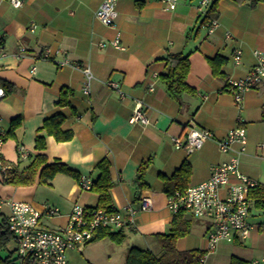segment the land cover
I'll return each instance as SVG.
<instances>
[{"label":"crops","instance_id":"obj_1","mask_svg":"<svg viewBox=\"0 0 264 264\" xmlns=\"http://www.w3.org/2000/svg\"><path fill=\"white\" fill-rule=\"evenodd\" d=\"M102 1L22 0V6L15 8L9 0H0V53H6L0 56V87L5 92L0 99V120L8 133L0 152V168L21 172L38 154L35 141L44 120L61 114L65 117L62 129L71 131L73 137L56 142L40 133L45 137L44 153L48 163L58 161L77 176L57 174L50 185H44L53 190L51 204L48 200L39 204L35 194L42 184L37 179L31 186L14 187L3 184L0 175V200L32 205L43 213L42 229L58 230L66 225L75 204L97 206L98 194L80 190L77 181L81 177L97 181V164L106 161L113 184V208L135 209L136 226L120 231V244L108 238L97 239L85 244L84 252L98 244L109 261L118 254L120 263L125 264L131 247L159 255L155 237L170 231L174 215L166 207L168 195L162 176L171 177L187 162L191 169L187 186L208 180L212 167L233 155L220 153L216 145L229 130L245 129L246 150L239 155V169L264 189V80L244 93L240 106L227 88L229 81L251 71L255 51L264 53V3L250 8L220 0L214 18L219 26L208 33L202 25L207 21L209 6L202 7L201 0H180L173 11H164L157 0H119L115 28L101 25L94 17ZM31 25L35 27L32 32ZM117 32L122 50L109 45ZM101 43L106 46L100 47ZM20 48L26 54L17 58ZM46 48L53 51L50 61L40 58ZM237 48L242 52L241 63L234 65L232 56ZM56 51L59 53L54 54ZM168 53L188 55L186 83L195 95H184L183 107L169 96L160 80L167 70L160 59ZM65 58L90 69L93 79L89 95L83 93L85 77L80 70L57 66ZM213 59L222 60L219 76L213 75L209 62ZM32 67L35 74L30 73ZM108 82L117 83L125 96L107 86ZM63 99L64 105L60 104ZM137 102L142 105L147 124L129 122ZM191 125L210 131L212 138L188 153L175 148L173 139L184 143ZM238 148V144L233 145L234 150ZM20 149L26 157L20 156ZM143 163L147 168L143 180L138 181ZM226 192V187L220 189L222 197ZM141 196L149 197L150 210H139ZM45 207L58 212L47 215ZM256 214L262 216L261 221L252 218ZM182 217L189 222L190 230L176 241V249L203 253L210 221L188 212H182ZM248 221L253 226L249 235L219 244L210 254L209 264H232L234 260L264 264V209L255 208L251 199ZM113 244L115 249H111Z\"/></svg>","mask_w":264,"mask_h":264},{"label":"built area","instance_id":"obj_2","mask_svg":"<svg viewBox=\"0 0 264 264\" xmlns=\"http://www.w3.org/2000/svg\"><path fill=\"white\" fill-rule=\"evenodd\" d=\"M119 0H103L95 11V19L103 26L115 28L117 18V3ZM162 4L164 11H173L180 0H157ZM211 0H201L200 5L207 8ZM15 7L22 6V0H9ZM217 19H209L202 25L208 33L218 28ZM34 25H31L30 32ZM229 37L228 34H226ZM120 33H116L109 45L115 49L122 50ZM101 43L100 47H105ZM55 52L54 54H58ZM26 54L24 48H20L15 57L20 58ZM6 53L1 52L4 57ZM53 51L46 48L40 58L50 61ZM242 52L235 49L232 56L234 65L241 63ZM256 59L251 71L243 78L229 81L227 88L232 93L236 106H240L244 93L253 89L264 80V53L255 51ZM57 66L74 67L80 70L85 77L83 93L89 95L90 82L93 79L88 67H80L71 62L68 58L57 63ZM35 67L30 73L35 74ZM110 88L117 90L121 97L125 95L119 90L117 83L108 82ZM5 95L0 87V99ZM130 123L147 124L146 117L142 112L140 102L135 104ZM212 138L208 130L191 125L188 128L186 140L182 143L174 138L175 148H184L188 153L198 150L202 145ZM246 131L243 127H236L228 131L226 137L216 142L218 151L222 154L232 153L233 155L226 162L213 166L208 180L194 186H187L183 190L174 191L167 196L166 207L172 215L188 212L194 218L208 219L210 227L208 230L206 249L203 252L199 264H204L208 255L212 254L221 242L231 243L235 237L245 239L253 226L248 221L250 207V192L259 187L254 179L242 174L239 169V155L246 150ZM6 140V131L0 120V152ZM238 144L239 148L234 150L233 145ZM20 156L26 157L23 149H20ZM1 165V161H0ZM234 178L235 182H231ZM92 181L89 178L81 177L77 181V187L83 191L92 189ZM226 187L225 197L220 194V189ZM6 206L7 228L13 237L16 245L15 253L18 264H68L67 252L74 250L79 245H85L93 241L99 231H118L126 228H134L136 210L131 206L120 211H106L104 209L89 208L75 204L68 216L66 225L58 230H45L40 227V219L43 216L39 210L32 205L15 201L0 200V208ZM152 208L149 197L141 196L140 211H148ZM56 208L45 207L47 215L57 214ZM264 232V226L262 227ZM264 262V258L262 259Z\"/></svg>","mask_w":264,"mask_h":264},{"label":"trees","instance_id":"obj_3","mask_svg":"<svg viewBox=\"0 0 264 264\" xmlns=\"http://www.w3.org/2000/svg\"><path fill=\"white\" fill-rule=\"evenodd\" d=\"M220 0H211L209 8L206 12V19H214L217 4ZM235 3L247 4L250 8H255L258 4L264 3V0H231ZM166 63L167 70L160 75V80L166 88L169 96L183 107L182 97L184 95H195V90L186 83V78L189 73L188 55L181 53H168L164 58L160 59ZM218 59L210 60L214 76H219V68L221 62ZM6 88L5 84H2ZM60 104H66L63 100ZM65 122V117L61 114H55L44 120L42 127L38 130V136L35 141V150L38 152L33 159L27 164L21 172L13 168L12 170L1 169V182L5 185L14 187L31 186L36 179L38 184L50 185L51 181L57 174H62L77 178L76 174L68 169L65 165L58 161L48 163V158L44 153L46 150L45 137L40 133H45L47 136H52L56 142H66L71 140L73 133L68 130H63L62 126ZM14 128V125L12 129ZM8 133L6 132V138ZM147 163H143L140 167L138 181L143 180ZM97 169L100 171V176L97 181L93 182L92 191L98 194V203L95 207L106 211H115L112 205L110 190L112 181L108 172V164L106 161H101L97 164ZM191 174L190 165L187 162L175 171L171 177L162 176L165 182V192L171 195L174 191L183 190L187 187ZM249 198L255 208L264 209V189L257 187L250 192ZM190 224L183 219L182 213L174 215L170 226V231L163 235H157L155 238L160 246L159 255H155L151 250L142 249L139 247H131L126 255L125 264H199L203 253L198 250H190L179 252L176 249V241L179 238L188 235ZM108 238L117 244H120L123 237L120 232H110L107 230L99 231L94 240ZM13 241V237L7 228L6 215H1L0 218V251L6 249L8 243ZM0 264H12L8 258L0 257ZM232 264H241L234 260Z\"/></svg>","mask_w":264,"mask_h":264},{"label":"rangeland","instance_id":"obj_4","mask_svg":"<svg viewBox=\"0 0 264 264\" xmlns=\"http://www.w3.org/2000/svg\"><path fill=\"white\" fill-rule=\"evenodd\" d=\"M52 191H53L52 188H50L48 186H44V185L38 186V190L35 194L36 202L41 204V203L49 201V203H50V201H51L50 197H51ZM6 214H7V208L5 206H2L0 208V218H1V215L5 216ZM257 215L258 214H256V217H252V218L254 220L261 221L262 219H260V217L262 218V216H260V215L257 216ZM92 243H94V242H92ZM92 243L87 244V246L91 245ZM222 243H224V242H221L220 244H222ZM110 245H112V244H110ZM15 248H16L15 243L13 241H11L6 246V249H3L0 251V257L3 259L8 258L9 261H12V264H18L19 261L16 259ZM84 248H85V245H79L76 248V250L67 252L66 256H67L68 264H121L120 260H119L120 257L118 254H116L115 259H112V261H109L106 257H104L105 256L103 254L104 250L98 244L92 245L90 247L89 252H87L88 254L86 252H84ZM111 249H115L114 244H113V246H111ZM210 259H211V255H209L206 258L204 264H209Z\"/></svg>","mask_w":264,"mask_h":264}]
</instances>
